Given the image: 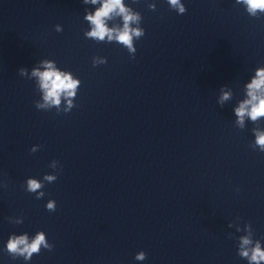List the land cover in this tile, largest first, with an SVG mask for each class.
I'll return each mask as SVG.
<instances>
[{
	"label": "clouds",
	"instance_id": "1",
	"mask_svg": "<svg viewBox=\"0 0 264 264\" xmlns=\"http://www.w3.org/2000/svg\"><path fill=\"white\" fill-rule=\"evenodd\" d=\"M170 8L175 10L178 14L186 13L187 9L182 3V0H167ZM84 4L91 3L93 5L100 4L94 12H88L85 15L91 27L90 31L85 33L87 38H92L97 41H104L105 37L111 42L116 40L120 44L126 46L129 53L134 58L136 48L133 46V38L140 39L145 35V30L139 26L133 28L132 24L139 25L141 21V15L139 13H132L125 7L122 0H83ZM237 4L245 6L247 13L251 17H258L259 14L264 13V0H236ZM150 10L155 11L156 5L154 3L148 5ZM113 14L119 15L123 20L122 28H109L106 24V20L112 18ZM57 32L62 31L61 25H55ZM106 60L93 59V66L96 64H105ZM44 68L43 71L40 68H33L31 76L38 79V87L43 93V102H35V107L39 110H47L52 106L57 108V113L61 112V98H72L76 95V90L80 81L73 79L70 73H65L59 70L53 61L45 60L41 61ZM18 73L22 77L28 76V69L21 67L18 69ZM226 87V86H224ZM224 87L221 88V95L219 96L218 103L222 106L225 101L231 97L230 91H224ZM247 99H244L239 103V106L234 109L236 116V125L240 129L245 128V118L250 119L253 124L257 125L261 117H264V68L256 70L255 76L251 79V82L246 85ZM73 107L71 99H67V107L62 111L67 113ZM255 136L254 142L250 145L253 150L259 149L260 152H264V130L255 126L252 129ZM36 148L32 147L31 152H36ZM59 161L53 160L49 167L56 169ZM57 174H45L43 180L29 177L26 180V191L29 193H35L37 199H41L45 196L43 188L45 182L52 183L57 180ZM46 209L49 212L56 211L55 200H48ZM22 221H17L21 223ZM229 227H232L229 224ZM243 231L246 234L238 237V250L237 254L248 261V264H262L264 262V247L261 246V241L253 240V229L250 223H245L243 229L237 228V232ZM231 235V234H229ZM51 251L53 245L50 244L45 237L44 231H38L36 235L29 241L27 233L22 235L12 234L9 236L6 243V251L13 258L22 257L25 261H30L33 254H39L41 247ZM147 258V253L139 251L135 255V260L144 261Z\"/></svg>",
	"mask_w": 264,
	"mask_h": 264
}]
</instances>
